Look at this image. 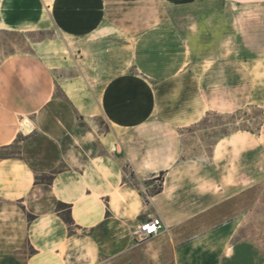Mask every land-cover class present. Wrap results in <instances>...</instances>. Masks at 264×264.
Listing matches in <instances>:
<instances>
[{
  "label": "crops",
  "instance_id": "1",
  "mask_svg": "<svg viewBox=\"0 0 264 264\" xmlns=\"http://www.w3.org/2000/svg\"><path fill=\"white\" fill-rule=\"evenodd\" d=\"M160 1L184 8L203 0ZM230 1L243 6L264 3ZM44 10L41 0H4L1 18L6 27L25 31L39 25ZM46 13L61 33L72 37L90 36L107 22L105 0H53ZM162 15L134 39L137 70L113 77L96 97L99 112L115 131L156 123L179 130L210 111L240 109L253 97L251 63L234 43L226 44L230 39L200 49L191 42L198 18L178 26L167 11ZM54 88L51 70L34 55H15L0 65L2 237H11V220H17L20 241H30L36 249L23 264H187L189 255L196 254L188 252L189 247L223 229H208L214 226L212 214L220 209L221 196L241 189L232 182L223 185L230 164L224 151L251 138L233 133L219 139L207 164L209 174L186 190L174 181L176 169L184 166L180 158H140L135 152L138 137H117L127 158L91 157L78 149L75 138L84 137L76 130L83 114L71 101L54 97ZM25 120L30 133L22 128ZM246 157L242 155L243 164ZM124 167L143 181L164 172L162 192L145 202L139 189L125 181ZM56 169L51 183H37L40 171ZM59 203L70 206L71 224L60 216ZM27 214L34 219L28 221ZM157 216L163 231L136 242L133 231Z\"/></svg>",
  "mask_w": 264,
  "mask_h": 264
},
{
  "label": "rangeland",
  "instance_id": "2",
  "mask_svg": "<svg viewBox=\"0 0 264 264\" xmlns=\"http://www.w3.org/2000/svg\"><path fill=\"white\" fill-rule=\"evenodd\" d=\"M3 1L0 0V65L19 54L34 55L47 65L54 78V97L71 101L83 114L76 134L84 139L75 140L76 147L85 149L89 156L127 158L125 148L117 144V137L130 140L138 137L135 152L140 158H180L179 163L184 166L176 169L174 181L187 190L199 186L203 182L201 177L209 174L207 164L219 139L233 133L251 138L224 151L223 156L230 158V164L223 185L229 187L225 184L232 182L241 189L221 196L220 209L212 214L214 226L208 229L212 231L218 226L223 229L189 247L187 251L196 254L189 255L186 263L264 264V3L243 6L230 0H203L189 7L173 8L160 0H105L107 22L101 30L90 36L72 37L61 33L46 13L53 0H41L46 10L41 22L25 31L3 24ZM164 11L178 26H184L188 18H198L194 21L200 26L191 42L200 49H212L217 41L230 39L226 44L234 43L237 52L251 63L253 97L240 109L210 111L198 123L179 130L156 123L135 131H115L99 112L96 97L113 77L137 70L133 60L134 39L154 20L158 22ZM22 128L25 133L32 130L28 120L22 122ZM244 154L247 160L243 164ZM185 161L191 164L185 165ZM124 169L125 181L139 189L145 202L165 184V173L164 176L156 173L150 181H143L130 168ZM57 171H40L37 183H51ZM231 196L234 198L227 199ZM64 205H57V210L62 211L60 216L65 221L68 210L67 204ZM26 219L32 221L34 217L27 214ZM16 221L11 220V237L5 239L0 233V264H23L36 251L30 241H20Z\"/></svg>",
  "mask_w": 264,
  "mask_h": 264
},
{
  "label": "built area",
  "instance_id": "3",
  "mask_svg": "<svg viewBox=\"0 0 264 264\" xmlns=\"http://www.w3.org/2000/svg\"><path fill=\"white\" fill-rule=\"evenodd\" d=\"M161 217H151L133 231V237L146 240L159 235L164 229Z\"/></svg>",
  "mask_w": 264,
  "mask_h": 264
},
{
  "label": "trees",
  "instance_id": "4",
  "mask_svg": "<svg viewBox=\"0 0 264 264\" xmlns=\"http://www.w3.org/2000/svg\"><path fill=\"white\" fill-rule=\"evenodd\" d=\"M161 176H164V172L161 173ZM162 189H163V185L160 186V188L155 192V194H159L162 192ZM59 207H62V206H65L64 204L62 203H59L58 204ZM66 209L68 210V215H67V218H65V221L68 223V224H71L72 223V219H71V215H70V206L67 205L66 206Z\"/></svg>",
  "mask_w": 264,
  "mask_h": 264
}]
</instances>
